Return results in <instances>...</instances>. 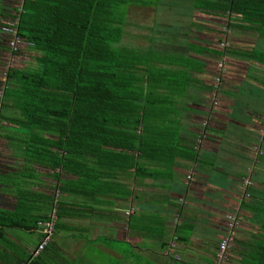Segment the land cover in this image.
Listing matches in <instances>:
<instances>
[{"label":"crops","instance_id":"crops-1","mask_svg":"<svg viewBox=\"0 0 264 264\" xmlns=\"http://www.w3.org/2000/svg\"><path fill=\"white\" fill-rule=\"evenodd\" d=\"M192 11L186 41L170 39L165 48L186 60L166 68L187 79L155 92L167 100L155 103L164 113L146 119L148 131H135L143 150L103 146L100 161L88 150L72 155L66 169H50L26 161L24 134L0 122V215L16 214L20 193L29 210L21 225L0 227V258H31L34 222L44 221L56 198L47 261L211 264L224 218L237 210L224 264H264V39L236 14ZM21 53L13 67H27V59L32 66L28 46Z\"/></svg>","mask_w":264,"mask_h":264},{"label":"trees","instance_id":"trees-1","mask_svg":"<svg viewBox=\"0 0 264 264\" xmlns=\"http://www.w3.org/2000/svg\"><path fill=\"white\" fill-rule=\"evenodd\" d=\"M2 1L5 0H0V27L3 22L16 19L17 36L34 59L30 67H13L8 63V59L22 54L23 45L11 52L8 35L0 31V69L6 64L4 71L0 70V78L4 77V82L0 80V122L24 134V159L50 169H66L76 153L84 155L90 150L99 160L106 155L101 151L103 146L134 150L138 144L143 150L144 137L138 142L135 131L139 125L143 133L148 131L147 120L158 116V112L164 113L155 103L164 104L167 100L155 92L181 86L187 79L183 71L166 68L168 64L186 67L181 63L182 55L171 51L167 55L166 47L154 48L151 39V47L145 52L121 44L130 7L153 11L154 3L12 0V6L10 3L3 6ZM175 1L165 0L166 8L181 5L182 17L188 11V3L192 10L209 16L236 14L256 26L264 39V0H186L177 1L179 4ZM184 26L177 29L180 31L177 35L173 33L174 27H161L179 42L189 33ZM160 40L155 43L166 46ZM260 59L264 63V53ZM41 134L55 135L56 139ZM54 150L62 155L57 156ZM19 195L16 214L0 215L1 228L24 223L29 210L22 209L24 194ZM49 243L29 260L8 256L0 258V264H61L59 259H45Z\"/></svg>","mask_w":264,"mask_h":264},{"label":"rangeland","instance_id":"rangeland-1","mask_svg":"<svg viewBox=\"0 0 264 264\" xmlns=\"http://www.w3.org/2000/svg\"><path fill=\"white\" fill-rule=\"evenodd\" d=\"M141 1L153 2L154 3V5H153L154 10L152 11L151 8L145 9V8H141V7H130V10H129L128 15H127V23L124 27L125 34L122 37L121 44L122 45H128V46H134L136 48L139 47V49L142 52L147 51L148 47H151V45H149L150 39H151V44L154 45V48L155 47L160 48L163 46L166 47L165 45H161V43H155V42H157V41H155L157 39L159 41H161L160 38L164 41L166 40L165 42L163 41V44L170 42L171 38L169 37V34H171V33H169L167 35L166 30H164L163 27H161V26L174 27L175 30L173 33L177 35V33L180 32L177 29L185 27L184 25L187 26L186 20L189 19V15L193 12L192 8H190L189 3L187 4V7H188L187 10L188 11L185 14V16L182 17V14H181L182 10L181 9H184V7H181V5H179V8L177 6H171L169 8H166L167 3L165 2V0H141ZM177 1L186 2V0H176L175 2H177ZM160 2H164V3H160ZM8 3H10V6H12V0L2 1L3 6H4V4L8 5ZM165 3H166V5H165ZM175 4H179V3L177 2ZM162 5H165V6H162ZM156 6H158V8ZM184 19H186V20H184ZM197 19L203 21L201 16ZM206 19L207 20H205V21H208V17H206ZM202 21H199V22L203 23V25L207 24L206 27L208 28L209 27L208 23H206L204 21L202 22ZM221 22H222V26L224 27L225 22L223 20ZM183 23H185V24H183ZM154 38H157V39L154 40ZM184 39L182 38L180 40V42L186 41V39L185 40ZM183 44H185V42ZM187 47L188 46L186 45V49H187ZM167 48H168V46L166 47V49ZM12 59L13 58L8 59V63H10L11 65H16L15 59H13V60ZM2 62H4V61L2 60ZM28 62L29 61L27 59V60H25V62H23V64L27 63L29 66ZM8 63H7V66H11ZM4 68H6V64H4L0 70L3 69L2 71H4ZM2 78L3 77H1L0 80H2ZM2 131H3V133H5L4 130H2ZM241 184H243V180H242ZM49 211H50V208H49ZM239 220H240V218H239Z\"/></svg>","mask_w":264,"mask_h":264},{"label":"built area","instance_id":"built-area-1","mask_svg":"<svg viewBox=\"0 0 264 264\" xmlns=\"http://www.w3.org/2000/svg\"><path fill=\"white\" fill-rule=\"evenodd\" d=\"M16 22H17L16 19L13 21H5L2 23V26L0 27V31L3 34L8 35L9 37L8 47L11 52H15L19 48V46L23 45V42L19 39L16 33ZM220 47L221 48L227 47V43H221ZM222 65L223 64L221 63L218 64L217 65L218 69L223 70ZM1 81L4 82V77L2 78ZM219 84H220V80L218 78L215 80V86H214L215 90H217ZM0 98H1V93H0ZM260 134L264 135V119L260 126ZM242 186L245 190L247 187L250 186V182L248 181V179L243 180ZM243 196L247 198L248 193L245 191ZM55 218H56V198L53 199V202L50 207V211L47 213L46 220L42 222H38L36 224L37 232L39 234V239L34 250H32L29 253L31 258L37 256L44 249V247L51 241L54 232ZM239 218L240 217L238 215L237 210H234L233 212L225 216L224 232L217 243L211 264H224V262L226 261L227 252L236 237V232L240 221Z\"/></svg>","mask_w":264,"mask_h":264}]
</instances>
